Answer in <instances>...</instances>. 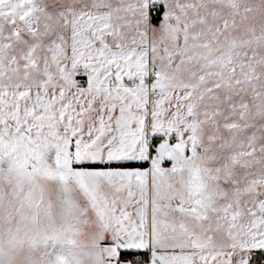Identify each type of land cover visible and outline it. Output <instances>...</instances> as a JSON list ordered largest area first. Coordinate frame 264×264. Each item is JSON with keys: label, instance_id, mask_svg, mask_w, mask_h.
<instances>
[{"label": "snow or ice", "instance_id": "1", "mask_svg": "<svg viewBox=\"0 0 264 264\" xmlns=\"http://www.w3.org/2000/svg\"><path fill=\"white\" fill-rule=\"evenodd\" d=\"M0 264H264V0H0Z\"/></svg>", "mask_w": 264, "mask_h": 264}]
</instances>
